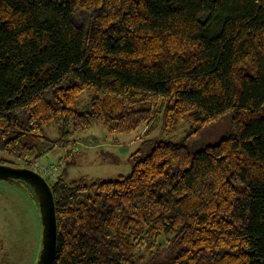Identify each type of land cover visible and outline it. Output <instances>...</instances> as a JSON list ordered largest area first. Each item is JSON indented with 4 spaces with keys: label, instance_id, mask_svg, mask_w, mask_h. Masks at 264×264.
I'll use <instances>...</instances> for the list:
<instances>
[{
    "label": "trees",
    "instance_id": "16d2710c",
    "mask_svg": "<svg viewBox=\"0 0 264 264\" xmlns=\"http://www.w3.org/2000/svg\"><path fill=\"white\" fill-rule=\"evenodd\" d=\"M161 115L188 135L145 140L129 174L69 182L68 153L47 178L54 264H264V0H0L1 152L31 167L75 133Z\"/></svg>",
    "mask_w": 264,
    "mask_h": 264
},
{
    "label": "rangeland",
    "instance_id": "374dc122",
    "mask_svg": "<svg viewBox=\"0 0 264 264\" xmlns=\"http://www.w3.org/2000/svg\"><path fill=\"white\" fill-rule=\"evenodd\" d=\"M84 19L89 17L80 12ZM78 108H91V94L85 91L78 100ZM186 121L179 124L174 134L163 128V116L158 117L151 127L141 128L133 133H110L103 125L75 133L65 146H58L31 166L54 182L67 164L66 156L72 153L76 161L68 170L67 180L84 177L86 179H113L132 171L130 156L147 139H163L179 142L189 133ZM230 129V121L225 119L206 126L196 136L190 137L187 144L197 149L217 141ZM150 133L146 134V131ZM55 136L56 131L50 130ZM0 160L9 165L23 166L14 157L0 151ZM49 171V172H48ZM49 176V177H48ZM43 224L37 197L26 183L0 179V264H36L42 249Z\"/></svg>",
    "mask_w": 264,
    "mask_h": 264
},
{
    "label": "water",
    "instance_id": "95a60500",
    "mask_svg": "<svg viewBox=\"0 0 264 264\" xmlns=\"http://www.w3.org/2000/svg\"><path fill=\"white\" fill-rule=\"evenodd\" d=\"M0 179L28 183L39 202L42 224V249L36 264H54L58 252V217L54 191L47 177L31 167L0 163Z\"/></svg>",
    "mask_w": 264,
    "mask_h": 264
},
{
    "label": "built area",
    "instance_id": "2783aa9c",
    "mask_svg": "<svg viewBox=\"0 0 264 264\" xmlns=\"http://www.w3.org/2000/svg\"><path fill=\"white\" fill-rule=\"evenodd\" d=\"M33 166L36 167L37 169H40L39 164H35V165H33ZM44 172L46 173V171H44V169H43V174H44L45 176H47V175H46L47 173L45 174ZM48 172H49V171H48Z\"/></svg>",
    "mask_w": 264,
    "mask_h": 264
}]
</instances>
